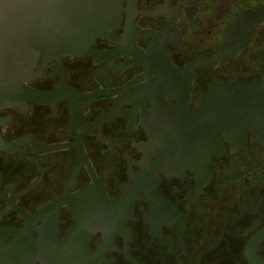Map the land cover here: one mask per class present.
<instances>
[{
    "label": "flooded vegetation",
    "instance_id": "af4514ba",
    "mask_svg": "<svg viewBox=\"0 0 264 264\" xmlns=\"http://www.w3.org/2000/svg\"><path fill=\"white\" fill-rule=\"evenodd\" d=\"M263 12L125 0L91 53L39 58L0 109V264H264V112L216 103L264 93Z\"/></svg>",
    "mask_w": 264,
    "mask_h": 264
},
{
    "label": "water",
    "instance_id": "95a60500",
    "mask_svg": "<svg viewBox=\"0 0 264 264\" xmlns=\"http://www.w3.org/2000/svg\"><path fill=\"white\" fill-rule=\"evenodd\" d=\"M124 1L0 0V109L32 96L22 82L32 78L39 58L41 68L52 58L88 55L96 39H111L119 27ZM263 16L264 12L258 15L259 19ZM235 51L221 50L213 60ZM229 95L237 98L216 103L229 111L264 112V93L250 89Z\"/></svg>",
    "mask_w": 264,
    "mask_h": 264
}]
</instances>
